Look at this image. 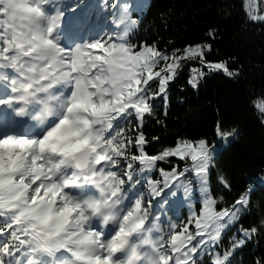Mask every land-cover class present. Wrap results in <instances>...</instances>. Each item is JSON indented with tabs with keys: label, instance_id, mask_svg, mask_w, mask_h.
<instances>
[{
	"label": "snow or ice",
	"instance_id": "obj_1",
	"mask_svg": "<svg viewBox=\"0 0 264 264\" xmlns=\"http://www.w3.org/2000/svg\"><path fill=\"white\" fill-rule=\"evenodd\" d=\"M136 7L132 0L95 6L0 0V264H205L204 257L233 264L236 252L264 233L261 218L224 245L222 233L247 213L252 193L215 209L207 191L214 149L205 139L147 154L145 120L155 118L161 104L166 112L182 57L132 42L140 23L132 15ZM101 11L111 12L115 27L93 19ZM248 20L264 23V15L250 10ZM217 35L210 28L207 39ZM212 47L198 43L183 51L208 69L238 77L234 60L204 59ZM204 75L192 76L191 87ZM171 156H190L191 168L160 169L162 179H153L157 162ZM190 171L204 193L203 209L187 223L168 220L165 231L174 189L188 195L181 178Z\"/></svg>",
	"mask_w": 264,
	"mask_h": 264
},
{
	"label": "trees",
	"instance_id": "obj_2",
	"mask_svg": "<svg viewBox=\"0 0 264 264\" xmlns=\"http://www.w3.org/2000/svg\"><path fill=\"white\" fill-rule=\"evenodd\" d=\"M147 10L144 25L148 30L143 35L153 38L151 43L158 50L162 47V51L172 53L210 42L212 52L204 59L230 63L234 60L231 70L240 73L229 77L223 72H209L193 88L189 69H177L169 84L166 112L161 104L158 115L147 117L143 126L146 140H151L150 151L174 148L189 138L194 144L205 139L214 149L210 181L216 173H223L231 185L223 190V198L213 197L217 211L231 205L238 195L251 191L247 213L222 235L224 245H228L240 235L241 227L259 226L264 218V117L255 106L256 101L264 102V23L248 20L243 0H152ZM210 28L218 31L211 41L207 39ZM217 142L219 149L213 146ZM190 160V156L186 160L171 156L163 168L185 167ZM183 178L188 187L194 183L190 173ZM212 188L216 190L217 185ZM201 199L194 209L196 215L203 209L204 198ZM194 227V223L189 225L191 231ZM235 257L238 259L233 264H255L264 257V233L249 240Z\"/></svg>",
	"mask_w": 264,
	"mask_h": 264
},
{
	"label": "bare ground",
	"instance_id": "obj_3",
	"mask_svg": "<svg viewBox=\"0 0 264 264\" xmlns=\"http://www.w3.org/2000/svg\"><path fill=\"white\" fill-rule=\"evenodd\" d=\"M133 2V0H132ZM152 2V0H149V4ZM136 5V4H135ZM246 8V6H245ZM148 10H146V13H147ZM146 19V18H145ZM100 21V20H98ZM102 26L104 25V23L102 21L99 22ZM138 31H140V36L137 34L136 37L132 40V42L135 44V43H142V44H147V45H155L154 43H151V40L153 39H150L148 38L147 36H144L143 34L147 32L148 30V27L146 25H144V23L140 24V26L137 27ZM150 40V41H149ZM157 43V41H156ZM156 46V45H155ZM160 51H162V47H160ZM163 52V51H162ZM169 54V53H168ZM163 63L164 62H161L162 66H163ZM157 71H159V67L157 69ZM218 133V130L216 131ZM187 141H192L190 138L189 139H185ZM184 139H182L181 141H185ZM178 143V141H177ZM180 143V142H179ZM178 143V144H179ZM213 146L217 149L220 148V145L217 143H214ZM221 177H225V175L222 173V174H219V173H216L215 176H214V180H211L208 182V185H207V191H208V194L212 197H222L223 198V190H228L224 187V182L220 179ZM262 179V182L264 181V177L262 176L261 177ZM213 184H216L217 185V188L216 190H214L212 188V185ZM199 191H202L201 190V187L200 188H195V193L199 192ZM203 193V191H202ZM239 196V195H238ZM204 198V193L202 194L201 198ZM194 214V211H193V208L189 202V199H187L186 201H184V204L182 206V208H177L175 209L174 207H171L170 211L168 212L167 214V217H164V224L167 225V222L168 220H171L172 222H183V223H187L188 219ZM193 226V224H190ZM189 227V226H188ZM191 231V229H189ZM205 263H207V257H204L203 258Z\"/></svg>",
	"mask_w": 264,
	"mask_h": 264
},
{
	"label": "rangeland",
	"instance_id": "obj_4",
	"mask_svg": "<svg viewBox=\"0 0 264 264\" xmlns=\"http://www.w3.org/2000/svg\"><path fill=\"white\" fill-rule=\"evenodd\" d=\"M245 6L249 11L254 10L256 14L264 15V0H245ZM184 49L185 48H180V49L176 50L178 52V55L182 57V59L180 60V66L178 67V70L189 69V74H191L189 76L190 79L192 78V76L196 75L197 72H200V71L204 72L205 74H207L209 72H223V70L208 69L206 66H202L200 64L199 59H193L191 57L185 56L184 51H183ZM97 54H99V53H97ZM169 55L171 56V53H169ZM170 62H171V60L169 61V63ZM164 66H165L164 63H163V66H162V64H160L159 68L164 67ZM223 74L228 76L224 72H223ZM198 79H200V77ZM255 106H256L257 111L264 117V102H262L260 100L256 101Z\"/></svg>",
	"mask_w": 264,
	"mask_h": 264
}]
</instances>
